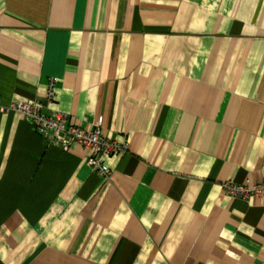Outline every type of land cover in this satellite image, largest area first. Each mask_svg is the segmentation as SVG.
Instances as JSON below:
<instances>
[{
	"label": "crops",
	"instance_id": "crops-1",
	"mask_svg": "<svg viewBox=\"0 0 264 264\" xmlns=\"http://www.w3.org/2000/svg\"><path fill=\"white\" fill-rule=\"evenodd\" d=\"M127 150L46 145L42 99ZM264 0H0V264H264Z\"/></svg>",
	"mask_w": 264,
	"mask_h": 264
},
{
	"label": "built area",
	"instance_id": "built-area-1",
	"mask_svg": "<svg viewBox=\"0 0 264 264\" xmlns=\"http://www.w3.org/2000/svg\"><path fill=\"white\" fill-rule=\"evenodd\" d=\"M57 83L58 79L50 78L42 99L14 100L6 109L21 113L33 131L43 137L46 145L62 150H69L73 146L83 149L90 169L99 176L109 178L111 171L104 158L126 151L127 143L107 138L98 124L82 127L72 123L68 113L53 108L56 103ZM262 169L264 170V156ZM221 187L225 194L232 197H263L264 176L255 183L224 181Z\"/></svg>",
	"mask_w": 264,
	"mask_h": 264
}]
</instances>
